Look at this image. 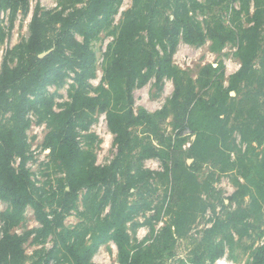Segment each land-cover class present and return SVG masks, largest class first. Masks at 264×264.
Masks as SVG:
<instances>
[{
    "label": "rangeland",
    "instance_id": "rangeland-1",
    "mask_svg": "<svg viewBox=\"0 0 264 264\" xmlns=\"http://www.w3.org/2000/svg\"><path fill=\"white\" fill-rule=\"evenodd\" d=\"M1 1L0 77L8 81L13 69L27 66L31 24L38 10L43 54L48 53L42 59L49 57L46 65L71 56L60 38L64 30L71 29L82 44L89 37L96 54L95 76L88 82L91 87L81 88L79 94L109 99L108 111L122 117L118 121L124 126L128 121L125 87H120L124 68L116 69L114 60L124 46L120 35L126 25L128 32L136 30L135 41L143 39L141 47L150 49L144 28L152 23L151 17L173 19L172 11L187 3L193 23L234 32L223 46L212 40L187 44L180 37L173 70L164 74L161 84L154 72L144 86H139V77L135 79L132 109L135 116L147 112V122L127 127L126 143L120 147L108 111H95L89 129L82 124L76 128L81 154L71 164L53 152L58 115L73 103L79 85L73 70L61 71V78L29 106L22 142L31 179L29 193L52 221V231L39 235L43 226L32 206L26 207L17 226L8 227L1 214L10 204L0 200V240L10 234L23 242L22 256L9 259L10 264H37L51 252L50 264H77L68 248L94 241L100 245L91 264H119L110 236L121 227L130 237L131 256L141 252L140 264H216L222 258L229 264H264V139L253 141L264 136L259 129L264 123V0L259 4L256 0H105L112 4L111 14L94 11L98 0H29L27 11L19 8L14 17L15 0ZM138 12L140 21L134 19ZM240 28L251 32L242 37ZM250 40L253 71L234 84L232 78L242 65L239 48ZM155 50L164 56L161 45ZM136 56L141 58V53ZM5 66L8 76L3 74ZM111 66L117 73L112 75L114 88L106 78ZM207 66L214 71L204 72ZM176 80L183 88L174 101ZM22 91L18 82L0 95V139L7 138L13 125L14 106ZM195 111L198 120L192 125L188 119ZM185 112L184 125L176 123ZM244 124L247 140L240 130ZM145 147L156 149L159 156L145 158ZM20 161L18 156L14 159L16 168ZM92 164H115L107 185L88 183L86 172ZM119 214L129 220L113 226V215ZM219 249L224 255L211 263Z\"/></svg>",
    "mask_w": 264,
    "mask_h": 264
},
{
    "label": "trees",
    "instance_id": "trees-1",
    "mask_svg": "<svg viewBox=\"0 0 264 264\" xmlns=\"http://www.w3.org/2000/svg\"><path fill=\"white\" fill-rule=\"evenodd\" d=\"M151 1V0H150ZM249 3L251 0H245ZM138 3V0H136ZM3 2L0 0V9ZM256 4L258 0H256ZM98 6L94 11L99 13H112V4L109 1L98 0L95 4ZM29 6V0H15V9L13 11V17L21 8L23 11H27ZM148 4V8H149ZM187 3L180 6L178 9L172 11V16L167 19L152 16L147 27L144 30L149 35L150 49L142 48L144 43L143 39L135 41V35H132L136 30L129 31V26H125L120 35V41L124 43V46H120L118 58L114 60L117 68L111 66L107 69L106 78L109 85L113 87L112 75L117 74L116 69L124 68V72L121 74L120 87H125V91H122L125 95V103L128 107L125 117L128 118L127 124L118 121L122 118L115 113L108 111L109 99L100 96H87L86 94H79L81 88L89 89V80L94 75V66L96 63V54L91 49V42L89 37H86L83 44L76 41L71 34V29L64 30L60 36L61 40L66 44L67 49H70L71 56L65 57L61 63L49 64L48 59H41L39 56L43 54V46L41 42L40 23L38 17V10L34 12L33 21L31 24V36L30 42L27 46V53L29 55V62L24 70L15 68L12 70L8 81L3 80L0 77V95L10 87H15L16 83L21 82L23 91L19 96L17 103L14 106V120L13 125L8 131L7 138L0 139V200L9 202L10 207L1 214L2 220L8 227L17 226L23 219V214L27 206H32L43 229L40 230L39 235L43 237L52 231V221H50L46 214L42 213L36 203L33 200L32 195L29 193V187L31 185V179L29 172L26 168V158L23 151V143L26 140V130L28 128V120L26 115L28 114L29 106L35 105L37 99L42 97L48 85L54 84L59 78H61V71L65 69L73 70L76 74V83L78 85V94L73 98V103L64 111L59 114V124L55 126L58 130L57 141L54 144L53 152L58 153V157L63 161L70 164L81 154V148L79 147L77 140L76 128L78 124L83 125V129H89L92 123V115L95 111L101 112L108 111V123L113 131L117 135V142L120 147H123L127 140V134L124 131L130 125H137L139 123L147 122L148 114L145 111L140 112L137 116L133 112V88L135 86V79L139 77V86H144L149 81L153 72L157 80V84H161L164 74L172 71L171 65L173 55L177 49L178 40L181 39L187 44L200 45L207 40L223 46L226 42L231 41L234 37L233 31H224L222 26L212 27L207 26L202 28L201 26L193 23L189 18V11L186 10ZM111 9V10H110ZM152 12L155 10L152 9ZM128 15L132 13L127 12ZM158 14V13H152ZM241 13L238 12V15ZM141 12L134 14V19L140 21ZM188 15V16H187ZM187 16V17H186ZM129 25V22H128ZM139 28L137 29V32ZM141 31V30H140ZM251 30L241 29L240 35L245 36L247 32ZM239 48L238 56L242 61L240 71L233 76L232 82L234 84L241 83L247 78L249 72L252 70V64L255 60L254 55V42L253 40L245 42ZM161 45L164 50V56L161 57L159 52L155 50V45ZM118 51V50H117ZM141 53V58L136 56V53ZM33 57V59H32ZM123 66V67H121ZM116 68V69H115ZM145 68L146 73L139 74L137 70ZM214 71L212 66L204 68V72L207 74L210 71ZM253 71V70H252ZM5 76L9 75V70L5 66ZM176 75H174L175 77ZM175 94L174 101H177L181 96V88L183 86L179 84V81H175ZM234 89V87H231ZM109 95V94H108ZM29 96H34L30 99ZM104 99V100H103ZM197 110V109H196ZM197 111L191 113L188 119L187 112L185 117L180 119L176 117L181 125H184L186 119L190 120L193 125L197 123L198 116L195 115ZM187 114V115H186ZM259 129L264 130V123ZM247 125L244 124L241 127V134L244 140L246 137ZM262 130V131H263ZM206 131V130H204ZM264 137V136H263ZM254 138L253 141L260 142L264 138ZM262 142V141H261ZM260 142V143H261ZM143 153H146L145 158L158 157L159 154L156 149L151 147H145ZM19 157L20 164L16 168L14 166V159ZM117 169L115 164L110 167H95L93 164L88 167L86 172L88 183H102L108 184L109 176L112 175ZM115 210V208H114ZM116 212H114L115 214ZM124 215H113V226H123L129 219ZM111 225V224H110ZM109 225V227H110ZM109 229H107L106 233ZM164 232L170 233V228H165ZM110 238L114 241L118 249L119 264H140L141 252H137L136 255L131 256L130 237L124 228H118L114 230ZM22 240L17 235L6 234L0 240V264H10V260H14L15 257H21ZM100 242L94 241L91 245L72 246L68 250L74 255V259L77 264H91L92 258L97 251ZM78 247V248H76ZM133 250V248H132ZM148 252L150 249L148 248ZM53 252L49 253L47 258L43 262L41 260L37 264H50ZM224 255V249H219L212 255L210 262L213 263L215 259L221 258ZM16 260V259H15Z\"/></svg>",
    "mask_w": 264,
    "mask_h": 264
},
{
    "label": "built area",
    "instance_id": "built-area-1",
    "mask_svg": "<svg viewBox=\"0 0 264 264\" xmlns=\"http://www.w3.org/2000/svg\"><path fill=\"white\" fill-rule=\"evenodd\" d=\"M216 264H229L225 258H222L216 262Z\"/></svg>",
    "mask_w": 264,
    "mask_h": 264
},
{
    "label": "water",
    "instance_id": "water-1",
    "mask_svg": "<svg viewBox=\"0 0 264 264\" xmlns=\"http://www.w3.org/2000/svg\"><path fill=\"white\" fill-rule=\"evenodd\" d=\"M48 53H44V54H41L39 57L42 59L44 58L45 56H47Z\"/></svg>",
    "mask_w": 264,
    "mask_h": 264
}]
</instances>
